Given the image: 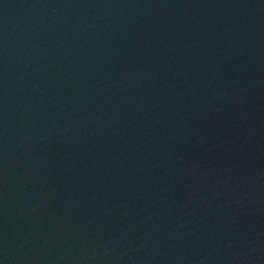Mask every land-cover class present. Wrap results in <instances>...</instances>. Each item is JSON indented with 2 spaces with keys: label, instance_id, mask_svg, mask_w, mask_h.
Segmentation results:
<instances>
[{
  "label": "water",
  "instance_id": "1",
  "mask_svg": "<svg viewBox=\"0 0 264 264\" xmlns=\"http://www.w3.org/2000/svg\"><path fill=\"white\" fill-rule=\"evenodd\" d=\"M0 264H264V0H0Z\"/></svg>",
  "mask_w": 264,
  "mask_h": 264
}]
</instances>
